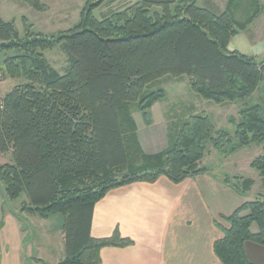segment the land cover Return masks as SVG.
<instances>
[{"label":"trees","instance_id":"1","mask_svg":"<svg viewBox=\"0 0 264 264\" xmlns=\"http://www.w3.org/2000/svg\"><path fill=\"white\" fill-rule=\"evenodd\" d=\"M21 1L44 10L37 0ZM104 1L86 0L79 22L51 36L26 25L20 36L13 22L0 18V54L16 53L5 58L0 71L26 81L0 99V154L12 151V163L0 165V182L10 200L25 195L22 210L28 214L62 216L65 256L58 264H100L102 249L131 246L117 231L109 238L91 237L95 204L110 190L133 183L165 177L180 184L210 173L200 167L209 146L231 155L261 145L262 155L250 168L264 186L259 105L244 107L229 120L232 137L216 130L204 113H192L176 124L165 150L150 156L139 144L131 111L134 107L148 125L150 110L165 98L159 82L165 77L186 76L195 94L216 105L248 100L264 81V62L227 47L263 13L260 0H250L253 9L243 22L232 18L237 0H228L221 13L199 8L198 0H137L97 21L93 11ZM56 47L68 62L62 76L41 54ZM232 181L238 178L223 177L240 195L253 184ZM224 220L228 227L217 225L223 237L213 245L215 256L221 264H253L244 247H264V193Z\"/></svg>","mask_w":264,"mask_h":264},{"label":"crops","instance_id":"2","mask_svg":"<svg viewBox=\"0 0 264 264\" xmlns=\"http://www.w3.org/2000/svg\"><path fill=\"white\" fill-rule=\"evenodd\" d=\"M237 37L228 46L230 52L236 51ZM137 138L149 156L167 146L149 147L139 139L138 127ZM242 197L211 172L180 184L159 177L152 184L139 182L112 189L94 206L90 235L104 239L117 231L133 244L102 249L100 264H221L213 252L214 243L223 237L217 225L228 227L224 218L244 203ZM3 205L5 198H0V264H58L60 261H48L54 253L53 230L37 226L54 215L43 219L23 211L26 198L10 210ZM58 231L57 239L64 246L60 224ZM244 248L250 262L263 264V256L256 253H264V247L246 243Z\"/></svg>","mask_w":264,"mask_h":264},{"label":"rangeland","instance_id":"3","mask_svg":"<svg viewBox=\"0 0 264 264\" xmlns=\"http://www.w3.org/2000/svg\"><path fill=\"white\" fill-rule=\"evenodd\" d=\"M37 1L41 6H44L43 11L36 10L31 5L23 3L21 0H0V18L4 22H13L20 36L24 34L25 25L30 27L33 33L51 36L59 32H64L77 24L79 22L80 13L86 3V0ZM136 1L137 0H105L93 11L94 18L97 21H102L113 13L125 10L135 4ZM227 1L228 0H198L197 6L215 13H221L225 10ZM236 2L237 5H235L234 11L231 12L232 18L237 22H243L249 17V12L253 9L251 5L252 2L250 0H237ZM260 2L264 7V0H260ZM239 34L240 35H237L238 37L236 36V40H234V50L242 55L254 57L259 62H264V10L245 31ZM14 53L15 52H4L0 54V65H2L5 56L9 57L15 55L16 53ZM41 54L48 68L55 71L59 76L64 75L68 62L66 55L60 47L46 50L41 52ZM25 82L23 78L10 79L0 73V99L13 88L23 85ZM159 82L160 88L165 91V98L158 102L152 111H150L148 115V125L144 124L140 113L136 111L134 107H131L134 121L138 127L139 139L142 138L143 143L154 149H157L160 145H162L163 148L165 144L168 145V142L170 143L175 136L176 124L192 113H204L210 118L216 130L226 131L232 137L235 128L229 123V120L236 119L240 109L251 105H259L264 108V81L248 100L222 105L203 101L191 90L186 76L179 79L165 77ZM163 148L161 149L163 150ZM261 155L262 146L256 144L239 149L231 155H222L209 146L203 160L200 162V167L208 168L209 171L219 179H223L225 176L231 180L233 178H238V182L232 181V184L236 183L239 186L241 183L240 180H252L253 184L249 190H246V192L242 194L244 203L251 202L254 201L258 195L264 193V186L261 183V179L258 177V173L250 168L251 162ZM10 163H12L11 150L5 154H0V165ZM241 191H243V189ZM0 198H5L3 209L10 210L14 206H20L26 197L23 194L15 201L7 199L8 197L5 194L4 186L0 182ZM61 220L62 216L54 215L46 220V224L42 223L37 225L38 227L46 226V229L50 228V230H53L51 235L54 243V253L49 260L47 259L48 261H61L65 256L63 242L57 239V233L59 232L58 227L59 224L61 226ZM251 231H257L255 225L251 227ZM256 255L259 257L263 256L264 258V253H256Z\"/></svg>","mask_w":264,"mask_h":264}]
</instances>
